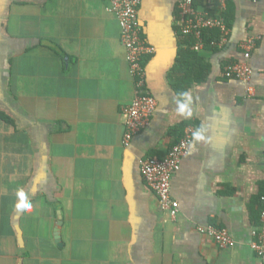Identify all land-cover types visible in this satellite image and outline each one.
<instances>
[{"label":"crops","instance_id":"1","mask_svg":"<svg viewBox=\"0 0 264 264\" xmlns=\"http://www.w3.org/2000/svg\"><path fill=\"white\" fill-rule=\"evenodd\" d=\"M179 2L142 0L137 10L155 49L143 65L157 107L124 148L120 108L134 83L107 1L0 0V264H264L250 246L264 196V0L228 1L226 45L196 52L208 76L185 87L188 118L176 111L191 70L189 59L177 66L191 50L178 34ZM247 37L258 41L245 85L222 72L243 61ZM189 125H205L208 142L189 146L171 179L172 217L140 161L163 158ZM20 192L30 213L16 208ZM206 226L233 245L219 248L197 231Z\"/></svg>","mask_w":264,"mask_h":264},{"label":"built area","instance_id":"2","mask_svg":"<svg viewBox=\"0 0 264 264\" xmlns=\"http://www.w3.org/2000/svg\"><path fill=\"white\" fill-rule=\"evenodd\" d=\"M106 11L112 14L120 28L119 41L126 53V62L129 74L134 83V98L130 104L122 106L120 113L124 117L125 131L122 137V146L128 148L133 137L143 131L149 124L157 107L156 99L150 94L146 84V72L143 60L147 55L154 53L155 49L146 44L141 36V27L137 17V10L142 0H106ZM229 0H213V2L200 9L195 0H180L178 11L180 16L178 34L193 40L190 49L201 52L205 49L203 35L212 30L219 33L218 42L211 46L222 49L230 34L225 13ZM257 38L247 37L240 47L243 61L234 62L223 68L222 76L225 79L237 80L248 85L252 70L249 66L253 50L257 45ZM251 88L247 89L249 93ZM194 126L184 128L178 142H176L163 158L149 157L140 161V174L146 186L156 196L162 212L172 217L178 214V203L170 196L171 179L180 170L181 161L188 154L189 146L193 140ZM261 211L258 232H253L255 238L250 246L251 250L264 262V196L260 197ZM200 234L211 238L219 248L233 245L229 233L225 229L214 226L199 227Z\"/></svg>","mask_w":264,"mask_h":264},{"label":"trees","instance_id":"3","mask_svg":"<svg viewBox=\"0 0 264 264\" xmlns=\"http://www.w3.org/2000/svg\"><path fill=\"white\" fill-rule=\"evenodd\" d=\"M226 16V15H225ZM219 39V33L216 30L208 31L203 35V41L205 43V49H213L216 50L217 48L212 47L211 43L212 42H218ZM189 47L193 44V40L189 38ZM190 60L187 65L191 67V70H188L185 73V78H182L178 84L177 91L179 93L186 92V86L188 87L189 85L193 83H201L205 82L208 76V70L204 67V65L201 62V59L196 56V52L192 50H181L179 52V59H178V64L177 66L180 68L182 67L185 63L186 60ZM194 66H196V71L193 70ZM195 74V75H194ZM0 118L7 121L5 115L0 114ZM180 139V138H179ZM178 139V140H179ZM177 140V142H178Z\"/></svg>","mask_w":264,"mask_h":264},{"label":"clouds","instance_id":"4","mask_svg":"<svg viewBox=\"0 0 264 264\" xmlns=\"http://www.w3.org/2000/svg\"><path fill=\"white\" fill-rule=\"evenodd\" d=\"M183 98V102H177L176 111L181 116H184L186 118L192 116V97L189 95L188 92H183L180 94ZM208 129L205 125H201L197 130L192 134L193 140L190 145V151L196 150V145L200 142L207 143L208 137H207ZM18 202L16 204V208L19 212H31L32 211V204L27 200L26 195L23 192L18 193Z\"/></svg>","mask_w":264,"mask_h":264},{"label":"water","instance_id":"5","mask_svg":"<svg viewBox=\"0 0 264 264\" xmlns=\"http://www.w3.org/2000/svg\"><path fill=\"white\" fill-rule=\"evenodd\" d=\"M60 225H61V221H60V219H59V221H58V224H57V230L59 229V227H60ZM59 233L57 232L56 234H55V239H56V242L58 243L59 242Z\"/></svg>","mask_w":264,"mask_h":264}]
</instances>
